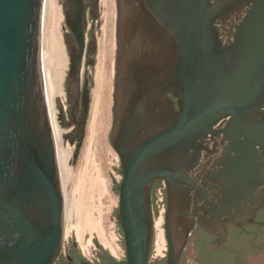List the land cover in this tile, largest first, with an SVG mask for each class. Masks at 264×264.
Masks as SVG:
<instances>
[{
    "label": "water",
    "instance_id": "1",
    "mask_svg": "<svg viewBox=\"0 0 264 264\" xmlns=\"http://www.w3.org/2000/svg\"><path fill=\"white\" fill-rule=\"evenodd\" d=\"M91 1L67 0L70 61L58 88L45 64L48 0H0V264H54L68 243L90 258L88 246L105 248L93 212L81 214L80 190L64 228L67 187L95 94L94 87L79 131L66 82L70 65L68 88L77 89ZM115 4L109 137L120 161L110 156L119 196L112 233L125 254L122 264H180L196 221L224 237L223 217L254 216L242 212L241 200L264 183V0ZM206 178L218 185V201L193 205L208 197L200 185ZM155 180L166 187H158L154 211ZM165 189L167 253L157 241L153 247Z\"/></svg>",
    "mask_w": 264,
    "mask_h": 264
},
{
    "label": "flooded vegetation",
    "instance_id": "2",
    "mask_svg": "<svg viewBox=\"0 0 264 264\" xmlns=\"http://www.w3.org/2000/svg\"><path fill=\"white\" fill-rule=\"evenodd\" d=\"M67 0H61L63 14L65 15V6ZM104 4L102 0H94L89 2L85 8V27H84V49L79 64L78 86L77 89L70 92L68 88V78L70 72V65L68 77L66 82L67 95L69 102V116L75 124L78 125L79 131H83L86 125L87 116L90 109V103L93 95V89L96 84L97 65L100 56V39L103 36V28L105 24L104 18ZM65 24L66 31L64 34V41L66 44L67 52L68 45L66 39L72 36V31L67 25L66 15ZM116 19V18H115ZM116 21V20H115ZM115 45H116V22H115ZM117 46L114 49L113 59V124L111 133L115 122L114 107L116 104L114 97V85L116 83V60H117ZM70 60V56H69ZM171 99L175 98L170 94ZM178 107V104H177ZM260 151L264 153V149L259 147ZM163 180H155L152 186V202L153 210H157V189L162 187ZM200 185L205 188L208 197L202 202H195L193 205L200 206L205 201L217 202L216 195L220 192L218 185L210 178L200 180ZM264 196V183L259 184L250 191L248 200L244 198L241 200L244 207L243 213H253L254 216L244 221L240 219L232 222L228 217H223L226 222L225 231L226 235L223 237L203 229L199 222L194 224L186 242L182 249L180 256V264H262L264 263V201L260 202V197ZM258 206L254 209V206ZM165 206H166V189H165ZM209 209L210 206H207ZM194 209V208H193ZM204 214L203 210L199 211ZM244 246V249L241 248ZM241 248V249H240ZM166 248V253H167ZM249 249V251H247ZM92 258L82 254L76 245L68 243L59 258L54 264H84L85 262L91 264H119L123 261L118 257L108 252L105 248L88 246L86 249ZM166 258V254H165ZM262 261V262H261ZM166 264V263H165Z\"/></svg>",
    "mask_w": 264,
    "mask_h": 264
},
{
    "label": "rangeland",
    "instance_id": "3",
    "mask_svg": "<svg viewBox=\"0 0 264 264\" xmlns=\"http://www.w3.org/2000/svg\"><path fill=\"white\" fill-rule=\"evenodd\" d=\"M60 2L62 14L63 8L61 4V0H57ZM116 8L113 7L111 11H114ZM109 21L105 30V41H106V61L105 67L107 70L106 75V83H105V91H106V102L107 113H108V124L106 125L105 131L101 133V136L97 142L92 145L91 153L87 151V137H88V124L84 133V137L82 140V144L79 150V154L71 174L68 187H67V202H66V210L64 215V228L68 217V212L70 208V204L73 198V195L77 190H80L82 195L81 202V214L84 212L86 208L89 207L90 211L93 212L96 220L100 224V231L102 236V242L104 247L108 250V252L115 254L119 260L125 259L124 251L121 249L116 236L112 233L111 228V214L114 212L115 208L118 207L119 196L115 192L113 188V160L110 156H112L116 161H120L119 155L117 151L113 148L110 142V132L113 124V59H114V49H115V18L116 15H110ZM60 33L64 46V53L66 55L67 62L69 63V54L67 52L66 44L64 41V35L62 26L66 27L64 14L60 21ZM65 70V69H64ZM63 87H64V78H63ZM95 150V151H94ZM97 150V151H96ZM96 152V153H93ZM88 153V154H87ZM94 156V157H93ZM94 161V162H92ZM95 167V168H94ZM94 168V169H93ZM86 173V174H85ZM101 175V176H100ZM99 177V178H98ZM83 179V180H82ZM95 179V180H92ZM99 179L105 180L106 191L101 192L100 188H97V183ZM92 181V182H91ZM94 183V185H92ZM96 183V184H95ZM102 194V195H100ZM90 198V199H89ZM88 200V201H87ZM91 203V204H90ZM88 204V206L86 205ZM165 204L161 202L160 208L158 210V220L155 224V235L153 240V247L158 242V228L162 229L164 232V247L161 246L165 251L167 248V239L165 235ZM105 238V239H104ZM106 241V242H105ZM159 243V242H158ZM110 245V246H109ZM262 262V261H261ZM264 264V263H262Z\"/></svg>",
    "mask_w": 264,
    "mask_h": 264
},
{
    "label": "bare ground",
    "instance_id": "4",
    "mask_svg": "<svg viewBox=\"0 0 264 264\" xmlns=\"http://www.w3.org/2000/svg\"><path fill=\"white\" fill-rule=\"evenodd\" d=\"M106 7V8H105ZM105 11H104V28L103 36L100 39V56L97 71V79L95 86V94L92 103V108L90 112V120L88 124V137H87V151L91 153L92 145L97 142L101 136V133L105 131L106 125L108 124V113L106 102V41H105V30L109 21V16L116 15V9L111 11L113 7L116 8L115 0H105ZM65 16V15H64ZM63 17L60 2L57 0H48L47 2V16H46V26L44 34V54H45V64L47 68L55 74L56 82L58 88L63 87L64 69L66 67V55L64 52L63 41L60 33V21ZM95 151V150H94ZM97 151V150H96ZM87 153V154H88ZM96 153V152H93ZM94 157V156H93ZM94 162V161H92ZM95 168V167H94ZM93 168V169H94ZM86 174V173H85ZM101 176V175H100ZM99 178V177H98ZM83 180V179H82ZM92 180V179H91ZM95 180V179H93ZM92 180V181H93ZM91 181V182H92ZM97 188H100L101 192L106 191L105 180L99 179ZM96 182V180H95ZM165 182V181H164ZM96 184V183H95ZM94 185V183L92 184ZM102 195V194H100ZM90 199V198H89ZM88 201V200H87ZM91 204V203H90ZM88 206V204H86ZM89 209L86 208L83 213H86ZM98 222V221H97ZM99 228L100 224L98 222ZM164 231L158 228V242L161 246L164 245ZM105 239V238H104ZM106 242V241H105ZM110 246V245H109ZM164 247V246H163Z\"/></svg>",
    "mask_w": 264,
    "mask_h": 264
},
{
    "label": "built area",
    "instance_id": "5",
    "mask_svg": "<svg viewBox=\"0 0 264 264\" xmlns=\"http://www.w3.org/2000/svg\"><path fill=\"white\" fill-rule=\"evenodd\" d=\"M166 187V183L163 181V188H165ZM124 256H125V254H124Z\"/></svg>",
    "mask_w": 264,
    "mask_h": 264
},
{
    "label": "trees",
    "instance_id": "6",
    "mask_svg": "<svg viewBox=\"0 0 264 264\" xmlns=\"http://www.w3.org/2000/svg\"><path fill=\"white\" fill-rule=\"evenodd\" d=\"M117 190H119V184H117ZM119 264H121V263H119Z\"/></svg>",
    "mask_w": 264,
    "mask_h": 264
}]
</instances>
